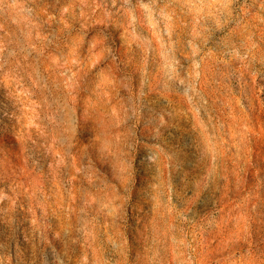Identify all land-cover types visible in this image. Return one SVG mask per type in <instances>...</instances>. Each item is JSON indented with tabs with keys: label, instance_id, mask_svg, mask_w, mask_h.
I'll use <instances>...</instances> for the list:
<instances>
[{
	"label": "rangeland",
	"instance_id": "obj_1",
	"mask_svg": "<svg viewBox=\"0 0 264 264\" xmlns=\"http://www.w3.org/2000/svg\"><path fill=\"white\" fill-rule=\"evenodd\" d=\"M0 264H264V0H0Z\"/></svg>",
	"mask_w": 264,
	"mask_h": 264
}]
</instances>
